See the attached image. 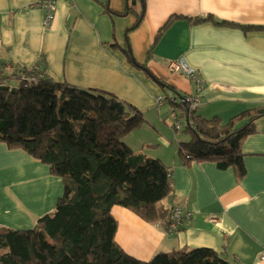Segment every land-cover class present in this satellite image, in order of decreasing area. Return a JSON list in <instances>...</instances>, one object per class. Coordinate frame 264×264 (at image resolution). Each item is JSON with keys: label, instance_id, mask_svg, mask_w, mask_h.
I'll list each match as a JSON object with an SVG mask.
<instances>
[{"label": "crops", "instance_id": "1", "mask_svg": "<svg viewBox=\"0 0 264 264\" xmlns=\"http://www.w3.org/2000/svg\"><path fill=\"white\" fill-rule=\"evenodd\" d=\"M39 1L0 0V79L19 86L24 71L37 70L54 82L113 93L134 106L146 129L136 142L131 135L124 142L170 168L174 196L168 204L192 214L170 234L115 206L117 244L143 262L160 253L208 248L232 264H264V118L257 122V133L241 143L246 174L239 180L232 169L221 170L215 163L184 165L179 148L162 135L173 128L170 107L157 104L163 94L178 103L199 95L195 115L224 123L264 107V0H147L144 21L128 34L133 55L178 94L163 92L146 71L107 46L115 37L123 48L136 17H111L104 6L122 13L126 0H58L49 29L43 25V11L30 8ZM172 16L186 19L170 26L149 58L158 32ZM209 17L213 20L199 24L189 20ZM176 59L198 73L205 85L199 93L194 81L168 68ZM150 130L155 138L147 134ZM62 194V181L50 176L47 166L0 143V227L32 229Z\"/></svg>", "mask_w": 264, "mask_h": 264}, {"label": "trees", "instance_id": "2", "mask_svg": "<svg viewBox=\"0 0 264 264\" xmlns=\"http://www.w3.org/2000/svg\"><path fill=\"white\" fill-rule=\"evenodd\" d=\"M104 12L111 17H136L125 35L124 47L115 37L107 46L120 50L133 66L146 71L163 92L178 94L175 87L153 77L133 55L128 34L144 21L147 0H126L122 13L112 11L107 3ZM180 19L186 18L172 16L160 29L149 58L163 34ZM189 20L199 24L213 19ZM23 73L37 75V81L25 85L20 76L19 86L0 85V143L47 166L50 176L62 181L63 194L32 229L0 227V264H232L208 248L160 253L148 262L126 253L116 242L115 206L165 230L174 221V207L168 204L174 196L170 168L159 159L135 152L123 140L145 125L141 111L113 93L57 83L37 70ZM163 95L169 107L177 108L187 124L185 132L191 134V140L179 146L183 164L211 162L221 170L232 169L243 179L241 143L257 133L264 107L249 109L224 123L217 117L190 114L187 103L175 105L171 96Z\"/></svg>", "mask_w": 264, "mask_h": 264}, {"label": "built area", "instance_id": "3", "mask_svg": "<svg viewBox=\"0 0 264 264\" xmlns=\"http://www.w3.org/2000/svg\"><path fill=\"white\" fill-rule=\"evenodd\" d=\"M65 1H71V0H65ZM57 2L58 0H41L38 3H34L33 5H30V8H40L44 13L43 18V25L46 29H49L55 19V14L58 10L57 8ZM168 68L176 73L180 74L181 76L187 78L190 81H194L197 87V92L199 93L204 88V82L200 79L198 73L183 59H176L172 60L168 64ZM37 81V75H22L21 76V82L25 83V85H28L32 82ZM7 79H2L0 81V85H6ZM163 96H159L157 98V104L158 106H163L165 103ZM182 102L187 103L189 105L190 114L194 113L196 109L200 106V97L199 95L196 96H186L184 99H181L180 103L176 101V99L171 98L172 104H181ZM170 113H171V119H172V126L175 128L176 131L182 130V120L179 116V112L176 107L170 106ZM181 120V121H180ZM191 125L194 126L193 122H191ZM191 213H184L181 208L175 206L173 208V224L169 227L167 230L170 234L174 233L179 226L183 225L185 221L189 220L191 218ZM262 259H264V254L262 256Z\"/></svg>", "mask_w": 264, "mask_h": 264}, {"label": "rangeland", "instance_id": "4", "mask_svg": "<svg viewBox=\"0 0 264 264\" xmlns=\"http://www.w3.org/2000/svg\"><path fill=\"white\" fill-rule=\"evenodd\" d=\"M183 120V119H182ZM181 121V120H180ZM183 124H182V130L180 131H176L175 128H170L168 129L169 131L167 130H164V133L165 134H162L166 139H168L177 149L179 148L180 144L186 142V141H190L191 140V134L190 133H187L185 132L186 131V127H187V124H185L184 121H182ZM141 129V130H140ZM140 129L134 131L133 133L129 134L131 135L133 138V141L132 142H136L138 139H139V134L138 133H141V131H145L146 129V126L141 127ZM150 137L152 138H155V134L153 132H148L147 133ZM178 135V139L176 138L175 139V135ZM128 135V136H129ZM125 140V139H124ZM159 149V147L157 148ZM177 153L179 155V150H177Z\"/></svg>", "mask_w": 264, "mask_h": 264}, {"label": "clouds", "instance_id": "5", "mask_svg": "<svg viewBox=\"0 0 264 264\" xmlns=\"http://www.w3.org/2000/svg\"><path fill=\"white\" fill-rule=\"evenodd\" d=\"M163 97H164V96H163ZM184 98H185V97H184ZM184 98H183V99H184ZM194 113H195V112H194Z\"/></svg>", "mask_w": 264, "mask_h": 264}]
</instances>
